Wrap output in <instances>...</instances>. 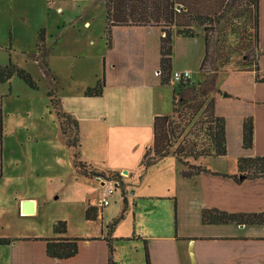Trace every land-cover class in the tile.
<instances>
[{"label": "crops", "instance_id": "obj_1", "mask_svg": "<svg viewBox=\"0 0 264 264\" xmlns=\"http://www.w3.org/2000/svg\"><path fill=\"white\" fill-rule=\"evenodd\" d=\"M90 3L100 9L96 23L88 16L87 11L92 8L87 4L83 16L62 22L54 42L58 44L62 39L59 35L67 31L81 36L79 47L71 46V60H83L81 65L87 63L91 67L75 73L77 77H74V71L69 74L74 78L73 85L67 90H56L55 96L62 112L77 123L74 137L77 142L69 147L73 156L76 155L75 161L84 165L88 176L78 173L75 167L73 171L78 180L95 183L102 190L98 189L96 193L86 190L88 202L82 209L85 231L76 236L79 237L78 252L74 257L58 260L47 256L45 242L38 239L52 237L53 233L44 237L22 236L10 245H0L8 248L7 264H107L106 226L122 212L123 219L131 214L132 219L128 218L126 223H120V220L111 235L115 264H145V244L150 264H264V225L203 224L201 221L203 210L227 214L264 212V177L245 178L236 166L240 157L264 156V83L255 81L253 71H250L252 86L243 83L234 103L231 99L226 100L231 94H212L214 116L225 123L226 154L189 160L208 172L181 178V166L172 154L147 168L141 164L146 151L152 150L154 145L155 119L172 113L176 84L170 81L168 85H162L160 82L161 39L166 30L171 33L172 72L190 74L187 61L196 60L199 69L206 54L205 32L201 30L206 23L185 17L183 13L191 7L190 14L213 17L211 13L216 9L210 13L201 10V0H112L109 9L107 0H91ZM59 10L61 7L57 6L56 11ZM85 16L89 18L83 20ZM215 22L214 19L212 25L216 26ZM184 29H190L192 36L178 33ZM255 56L258 76L264 79V0H258ZM101 75V94L85 96V91L93 88ZM243 87L251 91L252 115L240 101ZM167 89L171 90L169 95ZM249 116L253 120V143L252 149L246 151L242 148V123ZM230 139L237 143L233 155L229 149ZM89 172L95 174L89 176ZM152 177L157 180V190L153 193L134 199L132 204L122 196L120 203L115 197L110 199L108 206L99 205L100 192L111 188L110 185L116 187L119 181L136 189L150 187ZM173 198L176 220L174 236H171L161 233L167 230V224L164 226L162 219L153 215L172 214L169 202L174 204ZM33 200L36 212L38 204L36 199ZM89 206L97 209L94 220L85 219ZM143 213L151 217L150 222L153 221L147 228L137 225L138 216ZM87 222L95 227L91 226L89 230ZM65 234L63 237H67Z\"/></svg>", "mask_w": 264, "mask_h": 264}, {"label": "rangeland", "instance_id": "obj_2", "mask_svg": "<svg viewBox=\"0 0 264 264\" xmlns=\"http://www.w3.org/2000/svg\"><path fill=\"white\" fill-rule=\"evenodd\" d=\"M90 2L91 0H74V2L71 0H0V68L13 64L29 73L36 84V89H32L17 76H13L7 83L0 84L2 115L0 237L10 239L22 236L44 237L52 235L51 227L56 221H64L67 225L65 235L79 239L76 236L82 235L85 231L82 209L88 202L86 190L94 193L98 189L102 190V187L97 188L95 183L77 179L73 171L75 167L73 166L75 162L73 150L66 144L61 133L60 121L55 114L56 110L61 112L62 110L59 106L53 110L47 97L51 89L59 91L61 88L64 90L70 88L74 78L69 74H73V71L74 77H77L75 73L91 67L87 63L81 65L83 60L80 62L77 59L71 60V46L79 47L78 42L82 39L81 36L67 31L59 35L62 39L58 40V44L56 43L57 47L54 42L62 22H66L68 18L83 16V8L91 4ZM57 6H60L61 10L56 11ZM93 6L91 4L89 8L92 9L87 12L96 23L97 11L100 9ZM243 9V0H232L223 9L219 23L209 28L207 37L214 54H210L212 59H207L203 70L196 67V60L187 61L190 71V80L187 81L189 86L197 87L207 70L210 73L215 72L217 74L215 88L210 96L215 92H222L228 96L231 94L232 96L226 97V100L231 99L232 103L235 102V96H238L242 86L244 84L252 86L253 82V74L242 70L244 68L241 66L245 62H250L254 67L256 63L252 54H248L250 49L246 48L243 41L246 26V17L241 14ZM89 17L85 16L83 20ZM43 28L45 30L44 46L49 50L46 63L54 81L45 74L36 61L39 54L36 47V35L38 30ZM240 70L242 72H234ZM170 81L174 82L172 79ZM176 86L174 90L177 91ZM243 89L240 101L243 108L252 115L254 109L251 91L246 87ZM166 91L168 95L171 93L170 89ZM190 125L186 127V130ZM63 128L68 136L75 137L76 129L65 121H63ZM186 139L192 140L193 135L188 134ZM207 139L202 132L197 142L206 146L209 142ZM177 143H172L173 147L169 149V152ZM236 147L237 143L230 139L231 155L236 152ZM110 187L115 190V193L109 197L111 200L116 197L120 203L122 196H125L132 204L134 199L157 190L155 188L157 180L152 177L150 187L141 186L138 189L130 187L125 182L118 188L114 184ZM90 195L94 196L93 193ZM101 196L102 192L99 197ZM33 199H36L38 204L36 212L32 215L20 214L22 201ZM169 204L172 206V214L157 213L153 217L162 219L164 226L167 224V230L163 227L165 231L163 230L162 234L174 236L176 220L174 204L173 202ZM128 218L132 219V214ZM128 218L124 217L120 223L128 222ZM150 218L145 213L138 216V227L147 228L152 225L153 221L150 222ZM86 225L89 230L91 226L95 227L89 222ZM7 252L8 248L0 247V264H7L9 260ZM121 259L120 263H122Z\"/></svg>", "mask_w": 264, "mask_h": 264}, {"label": "trees", "instance_id": "obj_3", "mask_svg": "<svg viewBox=\"0 0 264 264\" xmlns=\"http://www.w3.org/2000/svg\"><path fill=\"white\" fill-rule=\"evenodd\" d=\"M204 1V3H203ZM112 0H107L108 9L111 6ZM220 2L222 4H220ZM232 0H201L200 8L201 10H207L208 13L212 11L213 8L216 9L213 17L206 16L199 17L197 14H190L191 7H188L187 11L183 13L185 17L201 21L202 24L206 23L203 27L205 32V46L206 54L201 61L199 70H203L207 59L211 58L210 54H214L213 49L209 45L207 33L212 25L213 20L215 23H219V17L223 13V9L227 4L231 3ZM244 9L241 14L246 17V26L243 34V41L248 50V54H252L253 59L256 60L255 66L252 67L250 62L243 63L245 71H253L255 74V81L258 83H264V79L258 76V62L255 56V49L257 47L258 41V0H243ZM190 12V13H189ZM190 14V15H189ZM179 15L181 12L179 11ZM209 21V22H208ZM210 24V25H207ZM186 33L192 36L190 29H184L178 31V33ZM45 31L39 30L37 33V59L36 61L44 70L45 74L54 81L48 65L46 63V57L48 56V49L44 46ZM107 40L109 41V35H107ZM241 41V40H240ZM243 44V42H242ZM161 58H160V82L162 85H168L171 79L172 67H171V51H172V40L171 33L166 30L165 36L161 39ZM226 59V58H224ZM225 64V62H224ZM13 76L20 78L25 84L30 88L36 89V84L32 77L26 71L16 67L13 64H9L0 68V84H4L10 81ZM217 74L215 72H205L203 74V79L197 84V87L189 86L187 81L178 82V90L173 91L172 100V113L169 116L157 117L154 122V145L152 150L148 149L144 154L141 164L147 168L148 166L154 164L157 160L164 158L168 154H172L180 167V177L181 178H193L199 175L201 172H206L207 170L201 166L193 165L189 160L196 161L200 157H211L215 158L218 156H224L226 154V138H225V123L222 118L214 116L213 113V99L211 93L215 88V80ZM103 88V76L97 81L93 88H88L85 91V96L92 97L101 94ZM55 89H51L47 97L49 99V104L53 110L56 106H59V100L55 96ZM57 118L60 121V128L63 137L65 138L66 144L68 146H74L76 144V139H71L67 135L63 128V121L68 123L74 129L77 128V123L71 119L69 115L64 112L56 110L55 112ZM198 116V119L196 117ZM191 124V125H190ZM186 130V127L189 126ZM186 130V131H185ZM204 130V131H203ZM204 132L207 140L209 141L206 146L203 143H198L197 140ZM190 134L193 135V139H186V136ZM2 115H1V98H0V177L2 176V153H1V139H2ZM182 137V138H181ZM181 138V139H180ZM180 139V140H179ZM173 140V141H171ZM179 140V141H178ZM242 148L246 151L252 149L253 143V120L249 116L244 119L242 123ZM175 148L169 152L172 143H176ZM153 151V156L151 152ZM76 159V155H74ZM75 168L78 173L88 176L84 165L80 162H74ZM236 166L238 173L242 174L245 178H260L264 177V156L255 157H240L236 160ZM208 172V171H207ZM95 173L89 172V176ZM115 176V175H114ZM115 178H119L118 175ZM235 181H238L236 176L232 177ZM119 182V181H118ZM123 183L119 182V187ZM174 205L176 210L175 198ZM97 215V209L94 206H89L85 211L86 220H94ZM123 219V212L113 218L106 226L107 236L105 240L109 247V257L107 264H115L113 259L114 248L112 246L111 235L115 230L118 222ZM201 221L203 224H243V225H264V212L257 214H227L224 212H219L216 210H203L201 213ZM67 231V225L64 221H56L52 225L53 236L44 239H38L45 242L46 254L50 258L54 259H68L74 257L78 252V241L79 239L63 237ZM36 240V239H35ZM15 239H10L6 237H0V245H10ZM144 257L145 264H150L148 257V250L146 244L144 245Z\"/></svg>", "mask_w": 264, "mask_h": 264}, {"label": "built area", "instance_id": "obj_4", "mask_svg": "<svg viewBox=\"0 0 264 264\" xmlns=\"http://www.w3.org/2000/svg\"><path fill=\"white\" fill-rule=\"evenodd\" d=\"M171 79L175 82V83H178V82H184V81H188L190 79V74L189 72H186V71H182V72H172L171 73ZM116 188L119 187V183L117 182L116 184ZM114 189L112 188H109L107 190H105L103 193H102V196H101V199H100V203L99 205L101 207H106L109 205V201H110V196L114 193Z\"/></svg>", "mask_w": 264, "mask_h": 264}, {"label": "water", "instance_id": "obj_5", "mask_svg": "<svg viewBox=\"0 0 264 264\" xmlns=\"http://www.w3.org/2000/svg\"><path fill=\"white\" fill-rule=\"evenodd\" d=\"M224 96H227L224 94ZM35 213V202L33 200H24L20 206V214L32 215Z\"/></svg>", "mask_w": 264, "mask_h": 264}]
</instances>
